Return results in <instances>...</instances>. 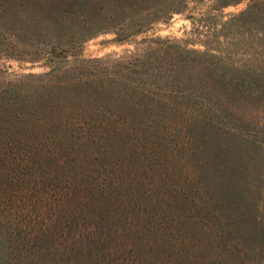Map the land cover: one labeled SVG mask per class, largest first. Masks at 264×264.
Listing matches in <instances>:
<instances>
[{"label": "rangeland", "instance_id": "rangeland-1", "mask_svg": "<svg viewBox=\"0 0 264 264\" xmlns=\"http://www.w3.org/2000/svg\"><path fill=\"white\" fill-rule=\"evenodd\" d=\"M251 1L0 0L1 86L12 81L21 93H50L56 108L97 113L114 137L107 149L93 143L91 154L139 159L141 169L156 173L161 193L185 190L193 202L211 193L222 226L193 217L194 227L186 223L195 229L183 241L194 245L184 248L190 264H264V91L219 94L217 109L231 121L203 125L204 109L177 103L182 98L164 83L161 63L169 80L178 51L264 77V23L241 15ZM189 197L166 200L193 205ZM164 234L110 236L98 260L176 264L170 247H157L173 240Z\"/></svg>", "mask_w": 264, "mask_h": 264}, {"label": "trees", "instance_id": "trees-1", "mask_svg": "<svg viewBox=\"0 0 264 264\" xmlns=\"http://www.w3.org/2000/svg\"><path fill=\"white\" fill-rule=\"evenodd\" d=\"M241 15L263 24L264 0H252ZM200 58L178 51L175 74L169 80L164 60L160 75L174 96L182 98L177 103L204 109L200 124L231 121L217 109L219 94L264 91V77L240 74L238 66L218 59ZM189 67H202L203 72ZM31 95L21 93V84H0V264H102L97 253L99 247L109 251L108 237L163 233L164 238L165 232L173 240L157 247H170L176 264H190L186 249L194 245L191 238L190 247L183 241L195 229L189 231L186 223L193 217V222L204 218L210 226H222L223 212L212 203L211 193L199 196L201 202L173 187L161 193L156 173L141 169L139 159L124 153L91 154L93 143L101 141L106 148L114 137L97 113L56 108L50 93ZM207 127L203 137L209 135ZM179 194L194 204L170 206L166 198ZM84 222L86 229L78 231Z\"/></svg>", "mask_w": 264, "mask_h": 264}]
</instances>
